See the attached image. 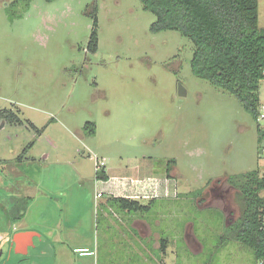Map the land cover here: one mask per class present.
<instances>
[{"label": "rangeland", "instance_id": "1", "mask_svg": "<svg viewBox=\"0 0 264 264\" xmlns=\"http://www.w3.org/2000/svg\"><path fill=\"white\" fill-rule=\"evenodd\" d=\"M93 6L95 53L87 50ZM154 21L140 0H0V112L23 122L0 118V171L7 172L0 190L28 187L30 219L62 212L74 227L77 217L69 214L81 211L87 219L91 210L93 155L114 166L144 161L155 174L175 170L184 210H176L178 234L183 238L187 221L194 232L188 230L191 251L178 241L169 255L184 264H254L251 249L233 239L241 203L229 183L241 186L247 174L263 171L261 127L233 95L193 75L190 40L152 32ZM258 25L264 28V0ZM24 166L34 180H9ZM207 207L223 211L226 222Z\"/></svg>", "mask_w": 264, "mask_h": 264}, {"label": "crops", "instance_id": "2", "mask_svg": "<svg viewBox=\"0 0 264 264\" xmlns=\"http://www.w3.org/2000/svg\"><path fill=\"white\" fill-rule=\"evenodd\" d=\"M45 142L49 147L57 149L48 138ZM49 156L50 154L45 153L44 160ZM99 158L104 160L103 155ZM105 160V167L99 174L101 177L95 179L93 175L94 193L89 195L91 210L87 219L81 211L69 214L77 217L74 218V227L64 222L62 212L57 219L54 212L47 210L41 212L43 219H30L34 197L28 187L22 186L24 190L17 188L12 193L9 188L0 190L8 191L9 194L6 198L0 195V264H184L178 261L184 262L185 259L169 255H172V246L178 241H182L184 247L190 250L188 230L194 232L193 224L187 221L183 238L178 234L176 210H184L180 209L177 203L183 198L179 197L176 189L175 170L166 168L162 174H155L150 170L151 165L145 164L144 161L139 163L135 159L133 165L114 166L110 164V160ZM5 173L7 172L4 170L0 171L2 186L5 184ZM22 174L28 177L25 180L36 178L29 175V169L24 166V172L10 174L9 180L16 177L21 179ZM78 180L83 184L86 181L82 180L88 179ZM174 192L177 193L176 197L173 196ZM97 194L100 196L97 197ZM168 197L172 199H167ZM74 200L76 202V196ZM122 200L128 203L136 202L142 209L123 208L119 203ZM15 202L16 205L13 204ZM19 202H22L20 206ZM172 203L175 207L173 211L170 209ZM157 205H162L164 210L157 212ZM83 206L85 208L84 202ZM207 208L221 211L219 208ZM17 211L22 212L20 217L16 214ZM221 212L226 222L227 218L224 212ZM17 219L18 223L25 224L20 229L14 225ZM35 228L39 229V232ZM18 232L31 233L33 236V246L28 248L26 255L16 254L20 246L13 244L12 238ZM193 237L196 240L194 234ZM35 238H38V249ZM21 244V248L30 244L28 235L23 236ZM30 248L37 249L36 253L30 254ZM62 255L68 256L65 258ZM17 256H21L22 260Z\"/></svg>", "mask_w": 264, "mask_h": 264}, {"label": "trees", "instance_id": "3", "mask_svg": "<svg viewBox=\"0 0 264 264\" xmlns=\"http://www.w3.org/2000/svg\"><path fill=\"white\" fill-rule=\"evenodd\" d=\"M140 2L144 11L155 16L150 28L152 32L175 31L192 42L193 75L233 95L256 120L259 86L264 80V28L258 25V0ZM91 16L93 27L87 50L95 53L96 6L92 7ZM0 118L12 125L23 123L11 111L0 112ZM258 135L259 140L264 141L262 128L258 130ZM259 175L258 172L247 174L245 180L240 181L241 186L229 183L237 188L241 203V213L236 220L238 225L233 239L250 248L255 261L264 258V229L261 226L264 216V179ZM99 177L101 175L97 178ZM119 203L130 210L142 209L136 202L122 200Z\"/></svg>", "mask_w": 264, "mask_h": 264}, {"label": "built area", "instance_id": "4", "mask_svg": "<svg viewBox=\"0 0 264 264\" xmlns=\"http://www.w3.org/2000/svg\"><path fill=\"white\" fill-rule=\"evenodd\" d=\"M261 90L264 92V80L260 83V86H259V101H258L257 116H256V121L259 123L258 125L264 130V95L261 97V95H260ZM260 155L262 157V160L264 161V146L260 149ZM94 159H95V162H94V166H93V172L97 178L98 174L105 167V162L96 156H94ZM259 176L262 179H264V168H263V171L260 173ZM176 194L177 193L174 192L173 196L176 197ZM99 196H100V194H97V197H99ZM263 196H264V192H263ZM261 226L264 229V216L262 218ZM256 264H264V258L257 260Z\"/></svg>", "mask_w": 264, "mask_h": 264}, {"label": "water", "instance_id": "5", "mask_svg": "<svg viewBox=\"0 0 264 264\" xmlns=\"http://www.w3.org/2000/svg\"><path fill=\"white\" fill-rule=\"evenodd\" d=\"M180 94L184 95L185 92L184 90H182V87H180ZM28 235L29 238H30V244L28 245H23V247L21 248L22 244H21V239L23 238V236H26ZM37 235V234H35ZM32 235L31 233H25V232H18L16 234H14L13 238H12V242L13 244H15L16 246H20L19 249L16 251V254H19V255H26L27 254V250L29 247H32L33 246V242H32Z\"/></svg>", "mask_w": 264, "mask_h": 264}]
</instances>
